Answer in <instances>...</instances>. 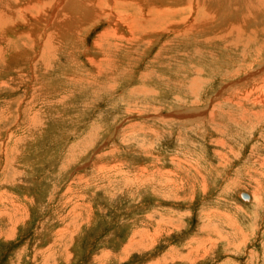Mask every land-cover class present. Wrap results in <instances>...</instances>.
I'll use <instances>...</instances> for the list:
<instances>
[{"label":"rangeland","instance_id":"obj_1","mask_svg":"<svg viewBox=\"0 0 264 264\" xmlns=\"http://www.w3.org/2000/svg\"><path fill=\"white\" fill-rule=\"evenodd\" d=\"M97 1L0 0V264H264V0Z\"/></svg>","mask_w":264,"mask_h":264},{"label":"bare ground","instance_id":"obj_2","mask_svg":"<svg viewBox=\"0 0 264 264\" xmlns=\"http://www.w3.org/2000/svg\"><path fill=\"white\" fill-rule=\"evenodd\" d=\"M95 1H96V0H95ZM107 1H108V0H107ZM114 1H115V4L113 3V4H114L113 9H115L116 7H120V6H117V3L120 4V5H125V6H128V5H130V4H136V3H138L137 0H114ZM146 1H148V0H146ZM165 1H166V0H165ZM179 1H180V0H179ZM102 2H103V0H98V1L96 2L95 6L93 5L94 10H91V11H93L92 14H94L95 16H96V14L98 15V7H99L98 5H101ZM161 2H163V0H161ZM171 2H172V1H171ZM188 2H189V1H188ZM140 3H141V0H140ZM140 3H139V4H140ZM142 3H144V2H142ZM142 3H141V4H142ZM153 3L155 4L154 1H153ZM43 4H45V2H44ZM150 4H152V3L149 2V5H150ZM155 5H157V4H155ZM54 6H55V5H54ZM146 6H147V5H146ZM146 6L143 5L144 8H145ZM151 6H152V5H151ZM52 7H53V6H52ZM100 7H101V6H100ZM129 7H130V6H129ZM138 7H139V6L137 5L136 8H138ZM140 7H142V5H140ZM148 7H149V6H148ZM154 7H155V6H154ZM158 7H160V6L158 5ZM161 7H162V6H161ZM164 7H165V6H164ZM151 8H152V7H151ZM155 8H156V7H155ZM119 9H120V8H119ZM124 9H127V8H124V7H123L122 10H124ZM131 9H133V8H131ZM141 9H142V8H141ZM156 9H158V8H156ZM169 9H170V8H169ZM20 10H21V9H20ZM51 10H52V9H51ZM99 10H100V9H99ZM111 10H112V9H111ZM139 10H140V8H139ZM146 10H147V8H146ZM152 10H153V9H152ZM152 10H151V11H152ZM166 10H167V8H166ZM166 10H165V11H166ZM176 10H177V9H176ZM100 11H101V10H100ZM130 11H131V10H130ZM137 11H138V10H137ZM147 11H148V10H147ZM153 11H154V10H153ZM156 12H158V10H157ZM174 12H175L174 9H173V10H170V11L166 12V13L164 14V16L162 15L161 17H165V18H166V15H169V13H171V14H172V13L175 14ZM56 13H57V12H56ZM90 13H91V12H90ZM103 13H104V12H103ZM109 13H110V12H109ZM112 13H113V12H112ZM127 13H128V11H127ZM141 13H142V14H145V12L143 13L142 10H141ZM150 13H151V12H149V14H150ZM154 13H155V11H154ZM162 13H163V12H162ZM54 14H55V13H54ZM107 14H108V13H107ZM107 14H106V15H107ZM120 14H121V12H120ZM146 14H147V13H146ZM155 14H156V13H155ZM155 14H151V15L154 16ZM57 15H58V14H57ZM82 15H83V14H82ZM94 15H91V16H94ZM101 15H102V14H101ZM110 15H111V14H110ZM113 15H114V14H113ZM123 15H124V13H123ZM151 15H150V16H147V17H149V18L151 17V18L148 19V20H152V19H154V22H155V23H156L157 19L160 18V17H158V16H154L155 18H152ZM157 15H158V14H157ZM262 15H263V14H262ZM37 16H38V15H37ZM37 16H36V17H37ZM87 16H88V15H87ZM95 16H94V17H95ZM102 16H103V15H102ZM111 16H112V15H111ZM115 16H116V15H115ZM118 16H119V15H118ZM143 16H144V15H143ZM159 16H160V15H159ZM112 17H113V16H112ZM124 17H126V16H124ZM128 17H129V14H128ZM95 18H96V17H95ZM113 18H114V17H113ZM115 18H116V17H115ZM115 18H114V19H115ZM130 18H131V17H130ZM130 18H129V19H130ZM141 18H142V17H141ZM141 18H140V19H141ZM145 18H146V17H145ZM169 18H170V17H169ZM248 18H249V17H248ZM36 19H37V18H36ZM39 19H40V18H39ZM80 19H81V18H80ZM117 19H119V18L117 17ZM120 19H122V17H121ZM120 19H119V20H120ZM125 19H126V18H125ZM129 19H128V20H129ZM135 19H136V18H135ZM138 19H139V18H138ZM155 19H156V20H155ZM126 20H127V19H126ZM141 20H144V19H141ZM160 20H161V19H160ZM172 20H173V19H172ZM246 20H247V19H246ZM246 20H245V21H246ZM249 20H250V19H249ZM122 21H124V20H122ZM146 21H147V20H146ZM146 21H145V22H146ZM174 21H175V20H174ZM51 22H52V20H51ZM125 22H126V21H125ZM127 22H128V21H127ZM138 22H140V21L138 20ZM141 22H142V21H141ZM147 22H148V21H147ZM152 22H153V20H152ZM247 22H248V21H247ZM133 23H134V20H132V22L129 21V24H130V27H131V28H133L132 25L134 26ZM135 23H136V22H135ZM150 23H151V22H150ZM157 23H158V21H157ZM159 23H160V22H159ZM207 23H208V22H207ZM207 23H206V25H207ZM224 23H225V22H224ZM120 24H121V22H120ZM126 24H128V23H126ZM131 24H132V25H131ZM136 24L138 25V23H136ZM136 24H135V27H136ZM148 24H149V23H148ZM148 24H147V25H148ZM160 24H161V23H160ZM244 24H245V22H244ZM150 25H151V24H150ZM152 25H153V24H152ZM152 25H151V26H152ZM158 25H159V24H158ZM117 26H118V25H117ZM189 26H190V25H189ZM192 26L194 27V25H192ZM204 26H205V25H204ZM1 27H2V26H1ZM140 27L142 28L141 25H140ZM144 27H146V26L144 25ZM148 27L151 28L149 25H148ZM148 27L146 28L147 31H148V29H149ZM155 27H156V26H155ZM198 27H200V26H198ZM198 27H197V28H198ZM263 27H264V26H263ZM131 28H130V29H131ZM137 28H139V27L137 26ZM161 28H162V27H161ZM202 28H203V26H202ZM202 28H201V29H202ZM206 28H207V27H206ZM128 29H129V28H128ZM134 29H135V28H134ZM132 30H133V29H132ZM135 30H137V31L140 30V32H141V31L144 30V28H143V30H141V29H135ZM193 30H194V29H193ZM205 30H206V29H205ZM226 30H227V29H226ZM243 30H244V29H243ZM260 30H261V29H260ZM150 31H151V30H150ZM184 31H185V30H184ZM224 31H225V30H224ZM251 31H252V30H251ZM253 31H254V30H253ZM129 32H130V31H129ZM138 32H139V31H138ZM143 32H144V31H143ZM261 32H262V31H261ZM131 33H132V31H131ZM243 33H244V32H243ZM181 34H182V33H181ZM227 34H228V33H227ZM256 34H257V33H256ZM243 35H244V34H243ZM133 36H134V35H133ZM249 36H250V35H249ZM257 36H258V35H257ZM135 38H136V37H135ZM139 38H140V37H139ZM244 38H245V37H244ZM261 39H262V38H261ZM1 40H2V37H1ZM134 40H135V39H134ZM134 40H133V41H134ZM244 40H245V39H244ZM4 41H5V40H4ZM253 41H254V40H253ZM1 42H2V41H1ZM259 44H260V43H259ZM238 46H241V45L238 44ZM248 47H249V46H248ZM0 48H1V47H0ZM245 50H246V49H245ZM255 50H256V49H255ZM1 51H2V50H1ZM260 51H261V50H260ZM251 52H252V51H251ZM255 53H256V52H255ZM247 54H248V53H247ZM243 55H244V54H243ZM260 56H261V55H260ZM0 58H1V57H0ZM255 85H256V84H255ZM244 99H245V98H244ZM243 101H244V100H243ZM251 102H252V101H251ZM238 103H239V102H238ZM240 103H241V102H240ZM240 103L238 104V106H241ZM263 161H264V160H263ZM261 163H262V162H261ZM252 190H253V189H252ZM253 191H254V190H253ZM252 193H253V192H252ZM254 195H255V194H254ZM254 197H255V196H254ZM257 198H258V197H257ZM257 198H256V201H257Z\"/></svg>","mask_w":264,"mask_h":264},{"label":"water","instance_id":"obj_3","mask_svg":"<svg viewBox=\"0 0 264 264\" xmlns=\"http://www.w3.org/2000/svg\"><path fill=\"white\" fill-rule=\"evenodd\" d=\"M241 196H242L243 199H249L250 198L249 194L246 193V192H242Z\"/></svg>","mask_w":264,"mask_h":264}]
</instances>
